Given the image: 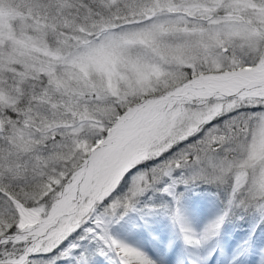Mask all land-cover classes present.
<instances>
[{"label":"snow or ice","instance_id":"6c2138e0","mask_svg":"<svg viewBox=\"0 0 264 264\" xmlns=\"http://www.w3.org/2000/svg\"><path fill=\"white\" fill-rule=\"evenodd\" d=\"M228 225L243 264L264 0H0V264H221Z\"/></svg>","mask_w":264,"mask_h":264},{"label":"bare ground","instance_id":"6f19581e","mask_svg":"<svg viewBox=\"0 0 264 264\" xmlns=\"http://www.w3.org/2000/svg\"><path fill=\"white\" fill-rule=\"evenodd\" d=\"M209 214H200L201 218H203L204 216H207ZM237 233L234 232L232 229H229L227 228L225 230V240H226V243H227V247L226 249H224L221 253V257H222V260H221V264H227V261H228V256L224 255V252H228L230 253L237 244H239L241 242V240L243 239L242 237H237ZM238 238V239H237ZM129 239L131 240H137L139 239V237L137 236H131L129 237ZM236 239V240H235ZM262 246L264 247V244H262ZM254 248L252 249V251L244 256L242 259H243V264H261V260H262V257H264V253H258L257 256H256V253L254 252Z\"/></svg>","mask_w":264,"mask_h":264},{"label":"rangeland","instance_id":"374dc122","mask_svg":"<svg viewBox=\"0 0 264 264\" xmlns=\"http://www.w3.org/2000/svg\"><path fill=\"white\" fill-rule=\"evenodd\" d=\"M211 211H212L211 207H205L202 210H200L199 215L202 214V213H204V214L205 213L206 214H210ZM162 224L166 226L168 224V221L167 220H164V221H162ZM227 228L232 229L236 233H239L237 235L239 237H242V238H244L247 235V231H248V229H247L246 226H243L242 227V226H239V225H228ZM260 248L264 249V247L262 246V244H259V243L254 247V250H255L254 252L256 253V256H257L258 253H261L259 251ZM262 253H264V251Z\"/></svg>","mask_w":264,"mask_h":264}]
</instances>
